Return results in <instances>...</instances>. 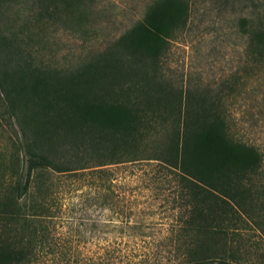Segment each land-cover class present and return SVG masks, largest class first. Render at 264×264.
Here are the masks:
<instances>
[{"label":"trees","instance_id":"trees-1","mask_svg":"<svg viewBox=\"0 0 264 264\" xmlns=\"http://www.w3.org/2000/svg\"><path fill=\"white\" fill-rule=\"evenodd\" d=\"M93 5L0 0V131L16 135L0 164V264H257L264 154L234 136L220 89L185 88L163 65L190 0H153L89 59L38 60L49 24ZM250 35L264 55V25Z\"/></svg>","mask_w":264,"mask_h":264},{"label":"rangeland","instance_id":"rangeland-1","mask_svg":"<svg viewBox=\"0 0 264 264\" xmlns=\"http://www.w3.org/2000/svg\"><path fill=\"white\" fill-rule=\"evenodd\" d=\"M152 2L94 0L86 19L65 25L50 23L42 38L34 41L36 56L61 66L89 59L141 20ZM21 8L27 13L30 5ZM22 17L15 16L18 22ZM263 25L264 0H190L188 22L171 40L162 59L166 73L185 88L220 89L234 136L257 145L264 154V55L250 44V30ZM11 137L16 141L11 129L0 131L3 168L11 165ZM23 156L21 153V160ZM248 233L264 244L256 233ZM255 262L264 264V258Z\"/></svg>","mask_w":264,"mask_h":264}]
</instances>
